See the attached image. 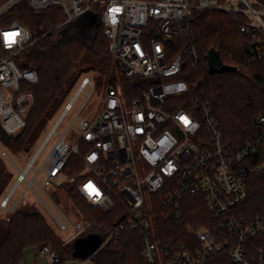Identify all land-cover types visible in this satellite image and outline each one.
Segmentation results:
<instances>
[{
  "label": "built area",
  "instance_id": "2783aa9c",
  "mask_svg": "<svg viewBox=\"0 0 264 264\" xmlns=\"http://www.w3.org/2000/svg\"><path fill=\"white\" fill-rule=\"evenodd\" d=\"M22 1L5 0L0 4V124L9 135L23 129L33 101L24 85L39 80L34 69L18 63L19 55L32 44L30 30L9 18ZM28 1L36 10L60 6L64 19L56 28L68 36L89 40L104 25L110 40L112 77L101 110L91 119L78 114L93 95L95 84L89 75L80 79L75 93L64 102L62 113L23 170L10 153L0 151L4 161L18 172L15 184L0 200V208L8 214L13 212L27 202L25 192L32 188L58 228L68 232L63 237L65 244L81 236L92 223L71 222L44 188V196L34 189L37 175L44 173L47 182L58 187L76 185L89 204L106 213L116 212L119 223L111 237H119L123 230L137 232L147 264H264V244L257 247V257L252 260L249 254L254 251L246 241L253 236L262 240L264 215L252 219L239 215V206L249 200L250 193L237 164L264 143V114L257 116L259 131L255 139L233 150L227 146L209 103L196 105L191 111L176 109L170 101L189 88L187 82L176 79L186 71L196 73L200 69L195 12L217 11L232 17L249 39L253 57L264 62V0ZM16 31L20 35L9 45L5 34ZM116 68L124 78L133 80L129 94L114 80ZM181 84L186 86L183 90L178 87ZM82 93L86 99L66 128L70 130L77 124L81 132L77 143L70 148L63 141L64 133L59 135L35 170L36 160ZM181 115L191 121L189 126L177 119ZM73 156L80 160L79 171L68 167ZM93 156L95 159H90ZM31 169L36 173L29 180ZM22 183L27 187L15 199ZM90 184L95 192L87 188ZM186 193L203 194L208 209L221 217L215 231L209 227L195 229L187 223L190 242L177 239L175 234L166 236L157 222L168 213L179 219ZM222 252L229 262L224 260L225 255L216 258ZM39 253L46 257L47 264L59 261L49 245L39 247Z\"/></svg>",
  "mask_w": 264,
  "mask_h": 264
},
{
  "label": "trees",
  "instance_id": "16d2710c",
  "mask_svg": "<svg viewBox=\"0 0 264 264\" xmlns=\"http://www.w3.org/2000/svg\"><path fill=\"white\" fill-rule=\"evenodd\" d=\"M4 1L0 0V4ZM9 18L26 26L32 34V44L19 55L18 63L34 69L39 80L23 87L33 95L23 129L16 135H9L0 124V142L13 150H29L68 98L80 73L96 71L107 74L112 69V53L104 25L98 27L94 39L61 38L56 28L64 19L60 6L36 10L28 0H23L12 9ZM194 29L202 57L200 69L196 73H183L189 88L184 95L172 97L170 101L176 109L191 111L196 105L209 103L227 146L236 150L246 141L254 140L259 131L257 116L264 114V62L253 57L249 39L239 31L233 18L225 13L196 11ZM211 49L219 52L224 64L236 67V70L210 73L206 55ZM124 80L129 94L130 88L134 87L133 80ZM237 164L239 175L250 193L249 200L239 206L238 213L249 219L263 216L264 143ZM68 167L79 171V158L71 157ZM12 178L10 166L0 155V198L7 193ZM61 189L68 198L76 200L83 217L92 223L78 238L94 234L104 240L89 257L93 264H147L137 232L123 230L119 237H111L119 223L116 212L106 213L89 204L79 194L76 185L65 184ZM157 222L166 236L175 234L177 239L190 242L192 239L185 229L187 223L195 229L209 227L215 231L221 217H216L208 209L203 194L186 193L182 199L181 217L175 219L168 213ZM78 238L65 244L42 212L28 203L21 204L8 216L0 217V264H22L28 247L42 245H49L58 254L56 264H64L67 259L74 258V243ZM246 241L254 251L249 257H257V247L264 244L263 239L253 236ZM221 255L226 256L222 252L216 258ZM224 260L229 262L227 256Z\"/></svg>",
  "mask_w": 264,
  "mask_h": 264
},
{
  "label": "rangeland",
  "instance_id": "374dc122",
  "mask_svg": "<svg viewBox=\"0 0 264 264\" xmlns=\"http://www.w3.org/2000/svg\"><path fill=\"white\" fill-rule=\"evenodd\" d=\"M59 36L63 39L73 38L72 36L66 35V33L63 30H59ZM111 71L112 70H110L107 74H100L96 71L95 72L83 71L82 73H80V76L77 80V83H76L75 87L73 88V90L71 91V93L69 94L66 101H69L71 99V97L75 93L76 89L78 88L80 79L84 75H89L95 84V91H94L93 95L82 106V108L78 114V116L80 118L91 119L93 116H95L101 110L103 100H104V97L106 95V91H107L110 79L112 77ZM185 75H188V73H186ZM114 80H118L122 90L126 94V88L124 86L125 85L124 76L120 72L119 68H116V70H115ZM176 80H184L186 82L185 77H183V76L177 78ZM87 89H89V87ZM186 92L187 91H184L182 93V95H184ZM175 97H179V96H175ZM85 99H86L85 93H82L77 98V100L74 104L73 110L66 115L64 120L61 122V124L57 128L56 134L52 137L49 144L46 146V148L43 150V152L41 153V155L38 157L35 164L33 165L35 170L38 169L42 165L46 156L50 152L54 142L59 138V135L64 133L63 141L70 148H73L75 146V144L77 143L78 139L81 136V132L79 131L77 124H74L70 128V130H66V128H67L69 122L71 121L73 114H75V112H77L79 110V108L81 107V105L83 104ZM63 107H64L63 105L60 107V109L55 114L54 118L50 121L48 127L46 128V130L44 131V133L42 134L40 139L29 150H26V149L13 150L10 147H7L0 142V151L4 149L8 153H10V156H11L13 162L16 164V166L20 170H23L29 164L30 160L34 157L35 153L37 152L38 148L42 144L43 140L45 139V137L47 136L49 131L51 130L55 121L58 119V117L62 113ZM10 169L13 172V178H12L6 192H8L13 187V185L16 182L17 175H18V172L15 169H13L12 167H10ZM35 173H36V171L31 169L28 173V176H27L28 179L29 180L33 179ZM26 187H27V184L22 183L21 186L17 189L14 198L18 199L22 195V193L25 191ZM33 187L39 194H42L43 196H44V194L42 192V188H44L45 191L47 192V194L54 200V202L57 204V206L66 214V216L71 220V222L75 223L79 220L87 221L83 217V215L81 213V211H82L81 207L79 206V204H77L76 200H74L71 197L68 198L67 193L63 192L61 187L55 186L51 182H47V178H46L44 173L37 175L36 182L33 184ZM24 199L27 201L26 203H28L29 206H32L33 208L42 212V214L47 219L48 223L52 226V228L56 231V233L60 237L63 238V237L68 235V232H62L58 228V226L53 221L50 213L48 212L47 208L39 200V198L36 196V194L32 188H29L25 192V198ZM26 203L22 202L21 204L24 205ZM6 216H8V213L0 208V217H6ZM262 239L264 241V237ZM24 257H25L24 262L22 264H47L46 257L40 255L39 247H37V246L28 247L24 251ZM64 264H93V261L91 259L69 258L66 260V262Z\"/></svg>",
  "mask_w": 264,
  "mask_h": 264
},
{
  "label": "water",
  "instance_id": "95a60500",
  "mask_svg": "<svg viewBox=\"0 0 264 264\" xmlns=\"http://www.w3.org/2000/svg\"><path fill=\"white\" fill-rule=\"evenodd\" d=\"M97 27V26H96ZM95 33L90 39H94ZM207 65L210 73H224L235 71L236 67L229 66L223 63L219 52L211 49L206 55ZM104 240L98 235H89L84 238H78L75 243L74 258L89 259V257L103 244Z\"/></svg>",
  "mask_w": 264,
  "mask_h": 264
},
{
  "label": "snow or ice",
  "instance_id": "6c2138e0",
  "mask_svg": "<svg viewBox=\"0 0 264 264\" xmlns=\"http://www.w3.org/2000/svg\"><path fill=\"white\" fill-rule=\"evenodd\" d=\"M111 11L113 12H118L119 9H112ZM20 33L18 31L16 32H12V33H6L5 34V39L6 41L9 43V45H11L12 43H15V37L19 36ZM159 51V49H157ZM180 120L184 123L185 126H189L191 124V121L185 117V116H182L180 117ZM90 159H95V157H90ZM87 188L93 192H95L96 190L93 188V186L90 184L87 186ZM97 195L99 194L98 192L96 193Z\"/></svg>",
  "mask_w": 264,
  "mask_h": 264
},
{
  "label": "clouds",
  "instance_id": "9594fccd",
  "mask_svg": "<svg viewBox=\"0 0 264 264\" xmlns=\"http://www.w3.org/2000/svg\"><path fill=\"white\" fill-rule=\"evenodd\" d=\"M178 87H179L180 89L183 90L186 86H184V85L181 84V85H179ZM182 116H183V115L178 116L177 119L180 120V117H182Z\"/></svg>",
  "mask_w": 264,
  "mask_h": 264
}]
</instances>
